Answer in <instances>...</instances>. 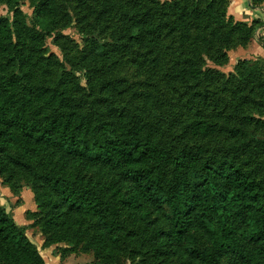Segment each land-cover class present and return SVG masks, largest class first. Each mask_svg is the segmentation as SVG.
<instances>
[{"label": "trees", "instance_id": "16d2710c", "mask_svg": "<svg viewBox=\"0 0 264 264\" xmlns=\"http://www.w3.org/2000/svg\"><path fill=\"white\" fill-rule=\"evenodd\" d=\"M19 1L2 0L11 18L0 16V176L30 183L47 244L78 239L102 264H264V72L247 60L228 77L200 64L202 54L222 64L223 49L245 46L262 22L226 17L224 0H103L89 10L112 43L87 47L80 67L146 52L152 74L183 86L190 103L166 118L150 94L135 96L134 115L112 108L128 95L117 83L78 88L41 55L69 15L31 0L28 23ZM72 172L112 177L75 182ZM0 264H46L3 206Z\"/></svg>", "mask_w": 264, "mask_h": 264}, {"label": "rangeland", "instance_id": "374dc122", "mask_svg": "<svg viewBox=\"0 0 264 264\" xmlns=\"http://www.w3.org/2000/svg\"><path fill=\"white\" fill-rule=\"evenodd\" d=\"M53 1L59 10L65 11L69 15L70 24L68 27L58 29L60 36H62L57 41V44H60L59 46L54 42L53 34L44 37L41 55L45 58L48 55H54L58 62L63 64L65 71L74 77V83L77 84L78 88L84 91L97 88L99 84L103 83V79L105 80L104 82L117 83L122 90L128 92V95L112 101V108L118 111L123 108L134 115L139 114V103L135 99L138 94H150L154 96L155 101H163L164 110H162V114L166 118L178 115L182 109L189 110L190 103L184 102L186 95L183 86L174 89L172 86L168 88L165 83H162L157 78L158 76H154L150 63L151 55L142 50L135 51V48L132 47L133 49L129 50L128 53L117 55L115 61H110V64L105 67L96 65L81 68L79 65L80 58L87 47L93 44L107 43L108 45L112 43V39L108 35L109 31H102L96 26L95 20L90 19L91 12L89 10L92 12L98 10L103 0ZM159 1L161 3H170L173 0ZM190 1L203 6L207 0ZM230 3L231 0H224L223 2L226 17H232L228 9ZM262 6L259 7L261 8ZM19 7L23 14L26 15V20L29 23L33 16L32 1L20 0ZM0 16L11 18V13L7 11L2 0H0ZM232 19L244 22L247 25L259 20H235L233 17ZM261 27L255 31L245 46L235 45L223 49L224 58L220 65L213 63L207 55L202 54L200 59L202 69L216 70L228 77L234 73L238 62L247 60L256 62L257 69L264 72V49L259 43L261 42L264 45V36L259 34ZM4 67L3 62L0 61V72L3 71ZM36 76L35 82L41 78L40 74ZM47 81L55 85L57 76H51L47 78ZM111 177L105 175L83 177L82 174L71 173V180L75 182H81V178H89L91 181H95L97 179L109 180ZM0 188L6 190L2 191L0 189V206L10 212L17 225L19 223L24 224L27 236L38 247L47 264H102L90 249L82 247L83 242L78 241V239L47 244L38 222L39 216L34 203L31 185L29 182H25L23 177L14 175L9 182H4L0 176ZM31 213L36 214L32 217L30 216ZM136 263V260L129 257H118L114 262V264Z\"/></svg>", "mask_w": 264, "mask_h": 264}, {"label": "crops", "instance_id": "0c3cea01", "mask_svg": "<svg viewBox=\"0 0 264 264\" xmlns=\"http://www.w3.org/2000/svg\"><path fill=\"white\" fill-rule=\"evenodd\" d=\"M229 13L235 20H253L259 19L263 26L261 27L259 34L264 36V5L260 8H251L250 0H231L229 5ZM2 191H6L4 188H0ZM5 193V192H2ZM6 195V194H5ZM24 227V224H20ZM18 225V226H19ZM47 264V263H46Z\"/></svg>", "mask_w": 264, "mask_h": 264}]
</instances>
